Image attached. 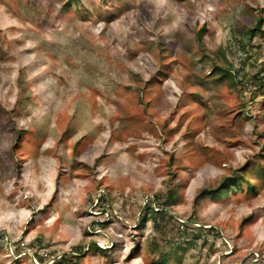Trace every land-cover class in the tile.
Instances as JSON below:
<instances>
[{
    "label": "rangeland",
    "instance_id": "rangeland-1",
    "mask_svg": "<svg viewBox=\"0 0 264 264\" xmlns=\"http://www.w3.org/2000/svg\"><path fill=\"white\" fill-rule=\"evenodd\" d=\"M263 20L0 0V264H264Z\"/></svg>",
    "mask_w": 264,
    "mask_h": 264
},
{
    "label": "trees",
    "instance_id": "trees-1",
    "mask_svg": "<svg viewBox=\"0 0 264 264\" xmlns=\"http://www.w3.org/2000/svg\"><path fill=\"white\" fill-rule=\"evenodd\" d=\"M264 21V20H263ZM260 25H261V21H259L258 23H257V26L254 28V29H251L250 30V34L251 33H254V30L256 29V30H261V28H260ZM261 31H263V30H261ZM264 32V31H263ZM260 172H262L263 170H259ZM233 178H230V177H227V178H225V184H224V186H222L218 191H224V192H228V186H227V183H231V180H232ZM229 181V182H228ZM234 181V180H233ZM247 183V185H251L250 184V182H246ZM150 210L151 211H154V210H152V208H150ZM157 211V210H156ZM155 214H157V212H154ZM56 264H62V260L61 261H58V262H56Z\"/></svg>",
    "mask_w": 264,
    "mask_h": 264
}]
</instances>
